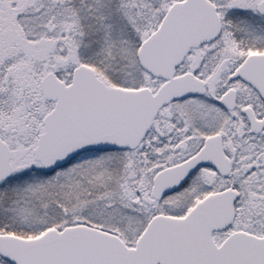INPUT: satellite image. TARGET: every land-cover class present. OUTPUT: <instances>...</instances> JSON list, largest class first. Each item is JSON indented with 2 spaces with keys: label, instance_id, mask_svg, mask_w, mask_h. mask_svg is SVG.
I'll return each instance as SVG.
<instances>
[{
  "label": "snow or ice",
  "instance_id": "6c2138e0",
  "mask_svg": "<svg viewBox=\"0 0 264 264\" xmlns=\"http://www.w3.org/2000/svg\"><path fill=\"white\" fill-rule=\"evenodd\" d=\"M0 264H264V0H0Z\"/></svg>",
  "mask_w": 264,
  "mask_h": 264
}]
</instances>
